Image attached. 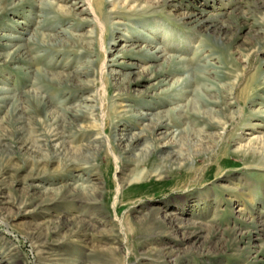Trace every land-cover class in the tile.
I'll return each instance as SVG.
<instances>
[{
  "label": "rangeland",
  "instance_id": "374dc122",
  "mask_svg": "<svg viewBox=\"0 0 264 264\" xmlns=\"http://www.w3.org/2000/svg\"><path fill=\"white\" fill-rule=\"evenodd\" d=\"M72 1L0 0V264H264V0Z\"/></svg>",
  "mask_w": 264,
  "mask_h": 264
},
{
  "label": "bare ground",
  "instance_id": "6f19581e",
  "mask_svg": "<svg viewBox=\"0 0 264 264\" xmlns=\"http://www.w3.org/2000/svg\"><path fill=\"white\" fill-rule=\"evenodd\" d=\"M82 2H84V4L86 5L87 7V11L92 15V18L93 20L99 24V26L101 27V23L99 21V17H98V11L96 9V2L94 0H82ZM79 4H80V1L79 0H73L72 1V5L74 7V9H77L79 10ZM79 13H85L84 10H79ZM101 29L103 30V28L101 27ZM92 30V29H91ZM89 33V32H88ZM91 33V32H90ZM89 35H92V34H89ZM88 38V37H87ZM160 49L158 50L157 49V52H159ZM156 55V54H155ZM156 58H160L161 56L159 55H156L155 56ZM174 74L175 73H179V69H175L173 70ZM143 118V117H142ZM117 193H119V190H117Z\"/></svg>",
  "mask_w": 264,
  "mask_h": 264
}]
</instances>
